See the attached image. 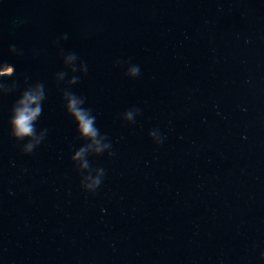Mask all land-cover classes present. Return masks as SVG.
<instances>
[{"label":"water","instance_id":"water-1","mask_svg":"<svg viewBox=\"0 0 264 264\" xmlns=\"http://www.w3.org/2000/svg\"><path fill=\"white\" fill-rule=\"evenodd\" d=\"M4 62L0 264H264V0H0ZM25 77L45 90L30 154L9 125ZM66 88L111 144L95 192Z\"/></svg>","mask_w":264,"mask_h":264},{"label":"clouds","instance_id":"clouds-1","mask_svg":"<svg viewBox=\"0 0 264 264\" xmlns=\"http://www.w3.org/2000/svg\"><path fill=\"white\" fill-rule=\"evenodd\" d=\"M66 35L61 39H66ZM9 52L20 55L15 45H9ZM74 58V57H69ZM121 63L120 61H118ZM15 67L7 62L0 63V78L13 77L15 75ZM74 71V69H70ZM140 69L138 65H133L130 69V74L133 77L139 75ZM25 77L26 87L20 92L18 99L13 103L10 116V135L17 141H25L21 144V151L24 154H30L39 146L45 138L47 129H41L39 132L36 129V121L42 114V102L45 99L44 85L40 82L28 84ZM78 77H72L67 84L77 83ZM58 82V81H57ZM17 90L16 81L11 84L0 82V94H8ZM62 98L65 101L64 107L66 112L73 118L76 124V131L79 138L85 143L74 151L71 156L74 162V167L81 173L80 185L86 192H95L103 181L105 170L97 167L93 168L88 160L89 155H100L106 150L111 149V144L107 141V136L102 135L96 127V117L92 115L90 108L82 107L85 103L84 98L77 96L67 88L62 92ZM139 112V109L133 108L126 110L123 113V119L128 122H133L134 116ZM149 135L156 143H161V138L158 131L153 129ZM109 155H113L109 151ZM79 161L80 163H76ZM261 258L264 259V252H261Z\"/></svg>","mask_w":264,"mask_h":264}]
</instances>
